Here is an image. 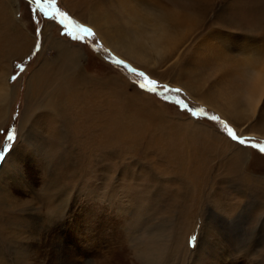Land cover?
I'll return each mask as SVG.
<instances>
[{
    "label": "rangeland",
    "instance_id": "1",
    "mask_svg": "<svg viewBox=\"0 0 264 264\" xmlns=\"http://www.w3.org/2000/svg\"><path fill=\"white\" fill-rule=\"evenodd\" d=\"M0 1L7 37L13 31L27 38L23 51L0 61V115L5 117L0 122V171L7 164L0 175V264H59L58 241L69 255L65 264H264V153L252 147H264L261 115L231 123L178 84L182 64L171 59L146 67L121 58L65 0H56V7L93 36L81 33L82 39L73 40L62 34L58 19L32 12L29 0ZM166 1L197 14L205 26L200 37L216 26L257 35L264 24V16L243 22L233 10L237 0H214L206 11L192 7L190 0ZM115 18L110 13L109 22L116 24ZM9 41L0 34V52L15 44ZM64 48L82 53L84 88L89 80L110 82L99 89L102 101L88 103L87 89L76 91L71 100V91L59 81L53 103L67 109L68 118L42 105L51 93L30 88L43 64L53 68L61 62ZM129 69L155 80L156 91L140 88L144 78ZM81 100L88 104L78 106ZM228 128L246 143L233 141ZM235 147L250 157L242 161L240 183L227 171ZM86 213L106 222L103 226L110 223L107 235L102 226V233L98 229L88 236ZM48 232L54 238L46 248ZM149 242L162 249L154 259L147 254ZM84 243L95 246L89 251Z\"/></svg>",
    "mask_w": 264,
    "mask_h": 264
},
{
    "label": "bare ground",
    "instance_id": "2",
    "mask_svg": "<svg viewBox=\"0 0 264 264\" xmlns=\"http://www.w3.org/2000/svg\"><path fill=\"white\" fill-rule=\"evenodd\" d=\"M65 1L69 7H71V10L80 17V20L91 25L96 30V33L101 40L121 58L128 60L134 65L146 67L156 64L165 65L170 62L171 59H175L174 65L182 64L180 74L175 77V80L180 86L186 88V90H189L196 98H198L203 105L212 108L228 121L237 125L238 123H241L244 118L248 119V116L256 117L261 115L263 117L261 119H263L264 122V24L262 29H260L262 31H259L260 34L258 33L257 35L236 34L216 26L211 28V31L204 33L202 35L203 37H200L198 34L205 28V26L197 14L186 11L183 8L178 9L166 0ZM213 1L214 0H190V5H192V7L194 6L196 9L200 8V11H206L211 7L210 5L213 4ZM233 10L243 22H256V19L259 20L258 16H264V1L237 0L233 5ZM110 13L116 14V24H111V21L109 22ZM4 17L5 16L2 18L3 21ZM118 23H121V26L117 25ZM6 32L5 24L0 23V34L3 35V38L10 40L8 43H10L11 40L15 43L13 45L11 44V46L6 49L5 46L2 47L0 52V61L2 62H6L12 52L15 54L18 51H23L27 44V38L22 32H16L13 36V34H11L13 31H11L10 36L8 37ZM184 41L185 45L183 43ZM186 47L189 49L187 50ZM72 48H64L62 52H60L62 60L60 59L61 62L53 68L51 65L48 66L47 64L42 63L43 65L30 80V88L32 91L36 90L38 93L43 92L45 94L51 93L50 100L47 98H45L47 100L43 99L42 105H44V107L46 106L49 110L46 107L45 108L49 112L60 117L67 116V113L64 114L67 112V109L53 103L52 96L56 84L58 85L59 81H61L64 84V87L71 91L70 99L73 100L74 93L77 91L76 94H78L80 89H83L88 83V80H86L81 75L82 73L80 74L79 72L83 55L79 49L78 51ZM45 62L48 63L49 61L46 60ZM186 76L192 77V80L190 79L191 82L186 81ZM89 81L91 84L88 85V88H84L88 90L89 94V100L87 102L94 103L98 100L102 101L104 97V92L101 91L102 86L106 85V83L110 84V82L102 84L101 81L97 80ZM80 83L82 84L81 86L79 85ZM76 85H79L80 87L77 88ZM63 90L69 97L68 91L65 89ZM199 91H203L201 93L203 98L199 95ZM36 92V97L41 103L42 97ZM108 92L111 93V95H114V92L111 90ZM81 102L82 103L78 106H85V104H88L84 100H81ZM59 108L61 112L59 111ZM96 110V107L93 106V111L95 113ZM4 118L3 115H0V122ZM260 121L261 120H259V122ZM181 126L183 127V125ZM147 128L148 127H146V130ZM237 128L239 129V127ZM255 135L257 136L256 133ZM260 136L264 138V135ZM105 142L111 143L112 140H107ZM100 144L101 143L97 146H100ZM191 146L194 147L195 145L191 144ZM225 146L227 147V145ZM198 147L199 146L196 145L194 148ZM234 149L235 150L232 152V157L228 164L229 166H227V171L229 175H233V177L239 179L240 183L244 176V174L242 175V172L244 173L242 161L246 160V158L250 159V157H248V153L245 150L236 147ZM10 157L12 156L9 155L5 161H9ZM5 163L2 166H5V168H2L0 175L6 170L7 164ZM14 168L16 169L17 167ZM86 219L87 222L85 223V226L88 227V230L90 231L88 236H92V234L98 229L100 231L102 226L106 223L99 222L87 213ZM109 224L110 223L108 222L107 225L103 226L106 235L108 228L111 227ZM47 234H49L48 238L51 240L49 239L48 243L46 242L44 245L47 246L46 248H49L50 242H53L52 240L54 237L50 232ZM55 234H58V232ZM58 242L59 248L57 253L60 254V258L57 259V262L59 264H65V256L68 254L65 252L63 243L60 241ZM84 244L90 248L89 251L95 246L93 243ZM86 246H84V248H86ZM148 249L149 251L147 254L151 259H154L156 251L161 253L162 250H160L159 246L156 249L152 242H149ZM87 251H83V253H85L84 256H87ZM50 252L52 253V250Z\"/></svg>",
    "mask_w": 264,
    "mask_h": 264
},
{
    "label": "snow or ice",
    "instance_id": "3",
    "mask_svg": "<svg viewBox=\"0 0 264 264\" xmlns=\"http://www.w3.org/2000/svg\"><path fill=\"white\" fill-rule=\"evenodd\" d=\"M29 3L31 5H34L35 7L32 9V12H39L42 13L45 17L49 18L50 20H57L58 23L65 29V31L62 33L67 36H71L73 40L82 39L83 37L80 35L83 33L84 35L91 37L94 35L92 30L90 28L83 27L82 25H77L74 21L69 19L68 15L64 12H61L56 7V0H29ZM116 64L122 65L124 67H128L127 65H124L123 61L120 60H114L113 61ZM134 74L140 75L144 78V83H141L139 85L140 88H147L150 92H155L157 88V82L155 80H150L147 76L144 75V73H136L135 69H129ZM15 79V77L13 78ZM166 91H172L179 93L181 89L175 88V89H168L165 86ZM167 98V97H165ZM182 103L181 101H177ZM195 115V113H193ZM211 119L218 120L217 117H212ZM227 127V125H225ZM228 135L233 141L238 142L240 145H244L246 143L244 138L239 137L231 128H228ZM8 140L13 139V135H8ZM252 147H259L260 152L264 153V147H260L258 145H252Z\"/></svg>",
    "mask_w": 264,
    "mask_h": 264
}]
</instances>
